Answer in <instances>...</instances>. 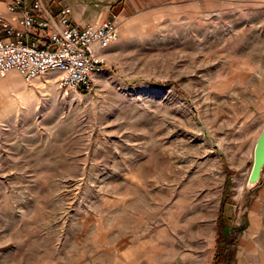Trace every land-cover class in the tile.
<instances>
[{
  "label": "rangeland",
  "instance_id": "374dc122",
  "mask_svg": "<svg viewBox=\"0 0 264 264\" xmlns=\"http://www.w3.org/2000/svg\"><path fill=\"white\" fill-rule=\"evenodd\" d=\"M52 1L117 38L87 93L0 75V264H232L264 0Z\"/></svg>",
  "mask_w": 264,
  "mask_h": 264
},
{
  "label": "built area",
  "instance_id": "2783aa9c",
  "mask_svg": "<svg viewBox=\"0 0 264 264\" xmlns=\"http://www.w3.org/2000/svg\"><path fill=\"white\" fill-rule=\"evenodd\" d=\"M0 14V75L16 72L24 82L48 76L62 96L91 90L104 66L103 51L117 38V14L83 25L71 8L52 0H5Z\"/></svg>",
  "mask_w": 264,
  "mask_h": 264
},
{
  "label": "crops",
  "instance_id": "0c3cea01",
  "mask_svg": "<svg viewBox=\"0 0 264 264\" xmlns=\"http://www.w3.org/2000/svg\"><path fill=\"white\" fill-rule=\"evenodd\" d=\"M4 1L0 0V14L10 18L12 15L5 11ZM70 18L78 25L86 23L75 17L72 10ZM250 197L251 201L245 211L244 226L232 246V264H264V165Z\"/></svg>",
  "mask_w": 264,
  "mask_h": 264
},
{
  "label": "water",
  "instance_id": "95a60500",
  "mask_svg": "<svg viewBox=\"0 0 264 264\" xmlns=\"http://www.w3.org/2000/svg\"><path fill=\"white\" fill-rule=\"evenodd\" d=\"M264 165V123L258 131L252 147L251 165L246 178V186H253L259 179Z\"/></svg>",
  "mask_w": 264,
  "mask_h": 264
},
{
  "label": "trees",
  "instance_id": "16d2710c",
  "mask_svg": "<svg viewBox=\"0 0 264 264\" xmlns=\"http://www.w3.org/2000/svg\"><path fill=\"white\" fill-rule=\"evenodd\" d=\"M219 238V237H218ZM227 237L224 235V236H222L221 238H219V241H221V240H224V239H226ZM233 244H234V241H232V239H229L227 242H226V244L225 245H231V246H233Z\"/></svg>",
  "mask_w": 264,
  "mask_h": 264
},
{
  "label": "bare ground",
  "instance_id": "6f19581e",
  "mask_svg": "<svg viewBox=\"0 0 264 264\" xmlns=\"http://www.w3.org/2000/svg\"><path fill=\"white\" fill-rule=\"evenodd\" d=\"M11 72H14V71H8L6 74H9L10 76H12L13 73Z\"/></svg>",
  "mask_w": 264,
  "mask_h": 264
}]
</instances>
